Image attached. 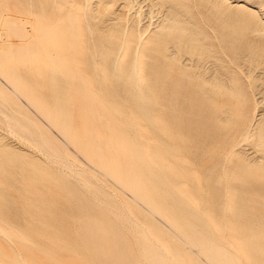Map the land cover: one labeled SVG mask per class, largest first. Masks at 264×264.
Listing matches in <instances>:
<instances>
[{"label": "rangeland", "instance_id": "1", "mask_svg": "<svg viewBox=\"0 0 264 264\" xmlns=\"http://www.w3.org/2000/svg\"><path fill=\"white\" fill-rule=\"evenodd\" d=\"M230 1L0 0V264H264V0Z\"/></svg>", "mask_w": 264, "mask_h": 264}, {"label": "bare ground", "instance_id": "2", "mask_svg": "<svg viewBox=\"0 0 264 264\" xmlns=\"http://www.w3.org/2000/svg\"><path fill=\"white\" fill-rule=\"evenodd\" d=\"M120 0H100V3L102 4V6H103V8H107V6L109 5V4H111V3H114V2H119ZM137 2V0H125V7H129V6H133L135 3ZM219 2H221V3H226V2H231L230 0H219ZM138 4V3H137ZM136 4V5H137ZM140 4V3H139ZM156 5V4H155ZM139 6V5H138ZM166 6V9H167V14H165V19L166 18H168L169 17V15H170V13H172V14H176L177 16H180V13L179 12H177L176 10H175V6L174 5H171V4H166L165 5ZM237 7H240V8H244V9H246L247 11H249L250 13H251V15L253 16V17H255L256 19H257V23H258V31H257V35H262L263 33H264V19H263V17H261V15L259 14V11L258 10H256L255 9V7H249L248 6V4H244V5H236ZM134 8V7H133ZM136 8V7H135ZM139 8V7H138ZM130 9V8H129ZM126 10V9H125ZM139 10V9H138ZM141 10V9H140ZM137 11V10H136ZM148 11V10H147ZM85 12V11H84ZM163 13V12H162ZM129 14V13H128ZM143 14V13H142ZM86 15V14H85ZM5 16V15H4ZM3 16V17H4ZM131 16V15H130ZM143 16V15H142ZM86 18V17H85ZM3 19V18H2ZM8 20H6V23H8V25L9 26H7V24L5 25V27L7 26V28L9 29L10 28V30H8L9 32L11 31V33H10V35L13 33V35H15V36H17V38L19 37L22 41H23V43H22V47H25V45L27 44V42L31 39V37H32V33H33V31L35 32V31H37L38 32V34H40L39 32V30L35 27L34 29H33V31H31V29L29 28V26H28V24L29 23H31L28 19H26V18H24V17H20V18H14V19H12V18H7ZM131 19V21L132 22H135V21H139V22H141V18H140V16L138 15L137 17H134V18H130ZM128 20V19H127ZM175 22L177 21L178 22V19L177 18H174L173 19ZM5 21V20H4ZM145 22V21H144ZM142 23V22H141ZM135 24V23H134ZM134 24H132L130 27H131V29H135L136 27H135V25ZM147 24H148V22H147ZM0 25H2V24H0ZM150 25L151 24H148V25H145V26H143L141 29H140V31H139V33H138V41L139 42H141V41H143V40H145V38L147 37L145 34H146V32H148L150 29H149V27H150ZM153 25V24H152ZM127 26H128V24H127ZM262 27V28H261ZM1 29V28H0ZM192 29V28H191ZM122 30H123V34H124V36L126 37V38H128V37H130V28H128V29H126V28H122ZM255 32V31H254ZM3 34V33H2ZM150 34V33H149ZM148 34V35H149ZM12 35V36H13ZM256 35V34H255ZM254 35V36H255ZM9 36V35H8ZM192 38H194V39H199V33H195V32H193L192 33ZM10 37V36H9ZM18 38V39H19ZM38 38L36 37V36H34L33 38H32V40L33 41H36ZM94 43V42H93ZM94 47V46H93ZM13 48H12V44L10 43V42H8V41H6V40H4V39H0V51H2V52H4V53H7V52H10L11 50H12ZM125 49V48H124ZM256 50V49H255ZM120 52V51H119ZM9 55V54H8ZM6 56V55H5ZM2 57V56H1ZM4 58V57H3ZM51 63V62H50ZM52 64V63H51ZM95 64V67H96V63H94ZM52 66V65H51ZM95 69V68H94ZM7 71V70H6ZM15 71V70H14ZM50 71V70H49ZM55 71V70H54ZM5 72V71H4ZM8 73V72H7ZM79 73V72H78ZM14 74V73H13ZM215 74V73H214ZM17 75V74H16ZM215 76V75H214ZM213 76V77H214ZM2 77V76H1ZM9 77V76H8ZM10 77H12V76H10ZM51 77V76H50ZM53 77V76H52ZM216 85V84H215ZM225 90H226V88H225ZM14 92V91H13ZM218 93V92H217ZM2 98V97H1ZM102 100V99H101ZM103 101V100H102ZM104 103V102H103ZM97 106V105H96ZM12 108V107H11ZM67 108V107H66ZM99 110V109H98ZM113 110V109H112ZM228 110H229V108H228ZM16 113V112H15ZM2 114V113H1ZM20 115V114H19ZM7 118V117H6ZM5 118V119H6ZM262 118V117H261ZM121 119V118H120ZM7 120H9V119H7ZM10 121V120H9ZM31 121V120H30ZM8 122V121H7ZM103 122H105L104 120H103ZM9 124H11V123H9ZM9 124H7V125H9ZM34 124V123H33ZM244 125V124H243ZM242 126V125H241ZM10 129H11V127H10ZM83 129V128H82ZM250 129V128H249ZM11 131V130H10ZM245 133V132H244ZM41 134V133H40ZM248 133H245V134H243L242 135V137L244 138V137H246V135H247ZM69 138V137H68ZM240 139V138H239ZM67 140V139H66ZM69 140V139H68ZM246 140V139H245ZM24 141V140H23ZM81 146V145H80ZM261 147H263V146H261ZM178 149V148H177ZM232 149V148H231ZM241 150V149H240ZM66 152H67V150H66ZM65 152V153H66ZM49 155V154H48ZM68 155V154H67ZM83 155V154H82ZM50 156V155H49ZM165 156V155H164ZM264 156V155H263ZM48 157V156H47ZM54 157V156H53ZM52 157V158H53ZM52 158H50V159H52ZM69 159H71V158H69L68 157V162H69ZM97 159V158H96ZM204 159V158H203ZM61 160V159H60ZM63 160H65V159H63ZM67 160V159H66ZM65 160V161H66ZM65 161H60L59 163H61L62 165L64 164L65 166H66V163H67V161L65 162ZM172 161V160H171ZM206 161V160H205ZM50 162V161H49ZM56 162H57V160H56ZM63 162H65V163H63ZM72 162H73V160H72ZM95 162V161H94ZM55 163V162H54ZM74 164V163H73ZM72 164V165H73ZM198 164V163H197ZM55 165H57V164H55ZM68 165V164H67ZM71 165V164H70ZM71 165V166H72ZM166 165L168 166V162L166 163ZM183 164H180V163H178V166L179 167H181ZM74 166V165H73ZM76 166V165H75ZM247 166H249V165H247ZM60 167V166H59ZM64 166H62V168H63ZM82 167V166H81ZM251 167V166H250ZM75 168V167H74ZM57 169V168H56ZM64 169V168H63ZM65 169H66V167H65ZM78 169V168H77ZM66 170H68V169H66ZM88 171V170H87ZM96 171V170H95ZM106 171V170H105ZM178 171H180L179 169H178ZM71 173V172H70ZM68 174V173H67ZM90 174V173H89ZM159 174V173H158ZM105 175V174H104ZM71 176V175H70ZM73 176H75V177H77L75 174L73 175ZM72 176V177H73ZM112 177H114V176H112ZM203 177V176H202ZM92 178H93V176H92ZM74 179V178H73ZM76 179V178H75ZM74 179V180H75ZM96 179V178H95ZM81 180V179H80ZM97 180V179H96ZM203 180V179H202ZM77 181V180H76ZM82 181V180H81ZM78 182V181H77ZM168 182V181H167ZM81 182H79V184H80ZM82 183H83V181H82ZM97 183V182H96ZM99 183V182H98ZM169 183V182H168ZM81 185V184H80ZM101 185V184H100ZM103 185V184H102ZM85 186V185H84ZM109 187V186H108ZM83 189H85V187L83 188ZM113 191V190H112ZM89 194V193H88ZM255 195V194H254ZM118 196V195H117ZM94 198V197H93ZM118 198H120V197H118ZM94 199H96V198H94ZM120 200V199H119ZM97 201V200H96ZM100 201V200H99ZM227 201V200H226ZM121 202H122V200H121ZM102 203V202H101ZM100 203V204H101ZM105 203V202H104ZM123 203V202H122ZM122 203H120V204H122ZM227 203V202H226ZM103 204V203H102ZM106 205V204H105ZM123 205V204H122ZM227 205V204H226ZM108 206V205H107ZM123 207V206H122ZM110 207L108 206V209H109ZM124 208V207H123ZM229 208V207H228ZM34 209V208H33ZM189 209V208H188ZM224 209V208H223ZM114 210V209H113ZM125 210H126V208H125ZM112 211V210H111ZM115 211V210H114ZM118 211V210H117ZM128 211V210H127ZM149 211V210H148ZM119 212V211H118ZM151 212V211H150ZM196 213V212H195ZM24 214H25V212H24ZM119 214V213H118ZM121 214V213H120ZM128 214V213H127ZM126 214V215H127ZM183 214V213H182ZM26 215V214H25ZM113 215V214H112ZM131 215V214H130ZM31 216V215H30ZM120 216V215H119ZM123 216V215H122ZM202 216V215H201ZM125 218V217H124ZM124 218H122V219H124ZM129 218H131V216L129 217ZM25 219V218H24ZM89 219V218H88ZM117 220V219H116ZM126 220V219H125ZM133 220V219H132ZM134 220H135V218H134ZM126 221H129L128 219L126 220ZM131 221V220H130ZM137 220H135V222H136ZM209 221V220H208ZM119 222V221H118ZM138 222V221H137ZM256 222V221H255ZM132 223V225H133V222H131ZM86 224V223H85ZM95 224V223H94ZM97 224V223H96ZM84 225V224H83ZM98 225V224H97ZM128 225H129V223H128ZM82 226V225H81ZM95 226V225H94ZM129 226H131V225H129ZM83 228H85L84 226H82ZM87 227V226H86ZM132 227V226H131ZM145 227V226H144ZM98 228V227H97ZM126 229V228H125ZM66 230V229H65ZM127 230V229H126ZM132 231L134 232V230H133V227H132ZM137 231V230H136ZM215 231V230H214ZM97 232V231H96ZM128 232V231H127ZM148 232H149V230H148ZM82 233H84V232H82ZM215 233V232H214ZM1 234V233H0ZM133 234V233H132ZM139 234V233H138ZM148 234H150V233H148ZM4 235V234H3ZM171 235V234H170ZM255 235V234H254ZM86 236V235H85ZM133 236V235H132ZM25 237V236H24ZM134 237V236H133ZM151 237H152V235H151ZM187 237V236H186ZM40 238V237H39ZM78 238V237H77ZM86 238V237H85ZM87 239V238H86ZM88 240V239H87ZM153 240H154V238H153ZM222 240V239H221ZM152 241V240H151ZM82 242V241H81ZM153 242V241H152ZM156 242V241H155ZM136 243V242H135ZM138 243H136V245H137ZM227 244H228V242H227ZM152 245H154V244H152ZM160 245V244H159ZM226 245V244H225ZM157 246V245H156ZM212 246V245H211ZM213 246H214V244H213ZM216 246H218V245H216ZM87 247H89V246H87ZM139 247V246H138ZM189 247V246H188ZM208 247V246H207ZM215 247V246H214ZM154 248V247H153ZM230 248V247H229ZM95 249V248H94ZM94 249H93V251H94ZM160 249V248H159ZM158 248H157V250H159ZM231 249V248H230ZM139 250V249H138ZM137 250V251H138ZM189 250V249H188ZM231 250H233V249H231ZM160 251V250H159ZM191 251V250H190ZM238 251V250H237ZM162 252V251H161ZM235 252V251H234ZM213 253H214V256L215 257H222V253H220V252H215V251H213ZM239 253V252H238ZM238 253H237V255H238ZM139 254H141V253H139ZM235 254V256H233V257H236V252L234 253ZM139 256V255H138ZM165 256H167V253H166V255ZM241 256V255H240ZM140 257V256H139ZM143 256H141L140 258H142ZM196 257V256H195ZM243 257V256H242ZM241 257V258H242ZM83 258V257H82ZM168 258V257H167ZM171 258V257H170ZM169 259V258H168ZM234 259V258H233ZM143 260V259H142ZM95 261V260H94ZM243 261V260H242ZM24 262V261H23ZM148 262V261H147ZM171 262V261H170ZM149 263V262H148ZM210 263V262H209ZM100 264V263H99ZM222 264H231L230 262H227V261H224Z\"/></svg>", "mask_w": 264, "mask_h": 264}]
</instances>
